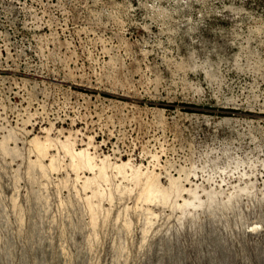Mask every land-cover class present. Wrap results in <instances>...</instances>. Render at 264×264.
Returning <instances> with one entry per match:
<instances>
[{"label": "rangeland", "instance_id": "374dc122", "mask_svg": "<svg viewBox=\"0 0 264 264\" xmlns=\"http://www.w3.org/2000/svg\"><path fill=\"white\" fill-rule=\"evenodd\" d=\"M0 264H264V0H0Z\"/></svg>", "mask_w": 264, "mask_h": 264}, {"label": "bare ground", "instance_id": "6f19581e", "mask_svg": "<svg viewBox=\"0 0 264 264\" xmlns=\"http://www.w3.org/2000/svg\"><path fill=\"white\" fill-rule=\"evenodd\" d=\"M38 146H39V147H41V145H40V144H38ZM41 151H42V153H43V150H42V148H41Z\"/></svg>", "mask_w": 264, "mask_h": 264}]
</instances>
